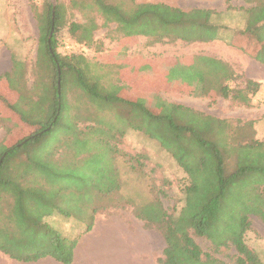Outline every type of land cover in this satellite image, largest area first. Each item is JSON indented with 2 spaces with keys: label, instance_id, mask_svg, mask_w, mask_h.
<instances>
[{
  "label": "trees",
  "instance_id": "16d2710c",
  "mask_svg": "<svg viewBox=\"0 0 264 264\" xmlns=\"http://www.w3.org/2000/svg\"><path fill=\"white\" fill-rule=\"evenodd\" d=\"M245 1L253 3V6L247 10L246 26L234 31L238 38L230 44L244 48L251 41H256L260 45L257 51L264 54V0ZM70 4L84 15L87 8L94 9L96 14L90 16L89 20L91 28L94 30L99 27L96 17H100L104 25L115 24L117 37L123 40L142 35L149 38L152 44L177 40L186 43L211 42L220 38L222 29H227L213 21L216 12L211 9L194 8L186 11L163 2L137 3L133 0L130 3L124 0H70ZM52 10L50 4L46 14L38 17L37 63H48L54 70V94L44 95L40 90L38 96V112L44 113L46 108V113L30 117L26 112L32 100L26 95L30 91L23 89L20 82L13 79L18 66L25 69L23 61L14 60L12 70L0 77V91L11 95L14 101L7 100L3 94L0 97L4 105L19 117L18 121L0 124H4L8 131L18 127L19 121L35 127V130L23 135L12 145L0 142V215L5 217V222L0 225V251L19 261H37L50 256L65 264L72 263L77 236L60 234L49 226L45 218L58 212L70 215L71 209H75L70 201L74 195L70 193L78 194L80 198L90 197L95 200L101 197L104 200L121 188L120 181L112 180L109 172L103 168V156L111 157L114 154L107 139L111 134L110 129L88 126L90 134L101 135L98 143L102 148L98 154L102 159L101 165L95 166L96 170L91 174L89 166L79 168L77 172L74 171L77 166L73 162H67L71 166L67 170H63L58 163L48 162L58 161L49 156V153L57 154L58 150L43 156L37 152L53 129L61 125L65 74L77 72L78 83L84 89L94 91L106 100L128 104L131 125L144 129L167 148L172 147L173 150L168 151L187 175L184 205L177 217L168 214L160 199L149 201L133 210L138 218L146 222V226L154 227L163 235L166 247L160 262L229 264L213 253L204 251L195 239L198 236L209 240L215 253L222 247L234 248V264H264L258 253L245 241V233L251 225L250 214H258L264 222V195L254 193L255 185L264 184V140L252 138L249 141H238L227 136L213 140L203 134V128L175 122L176 112L179 109H190L188 106L168 103L157 97L150 100L129 98L124 88L116 83L107 94L100 93L96 84L90 85L85 79L82 68L85 59L77 55L67 56L59 51L65 41L59 44L57 39L65 15L63 4L56 6L54 19ZM82 26L73 22L69 31L75 35ZM91 30L86 31L82 37L84 40L85 37L91 38L84 42L87 48L96 44ZM255 57L264 61L261 56ZM145 70L146 78L151 75L162 86L170 84L173 89L189 95L205 94V75L197 65L195 55L175 60L157 58L154 65L146 66ZM117 74V81H123L119 67ZM238 77L236 71L230 73L226 83L220 87L219 95L236 101L242 99L246 105H251L261 83L245 78L244 88H232L230 82ZM7 86L13 90L12 94L6 91ZM22 101L25 102V109L19 108ZM158 108L165 111L156 113L154 110ZM219 123H223V120ZM117 131L122 135L121 131ZM82 133H85L84 130ZM78 140L75 139V146ZM80 142L79 150H87V140ZM224 145L234 150H221L226 147ZM79 154H76L79 155V163L84 158V165L87 162L86 152ZM84 204L90 205L87 200ZM107 208L95 204L92 211L95 215L109 211Z\"/></svg>",
  "mask_w": 264,
  "mask_h": 264
},
{
  "label": "rangeland",
  "instance_id": "374dc122",
  "mask_svg": "<svg viewBox=\"0 0 264 264\" xmlns=\"http://www.w3.org/2000/svg\"><path fill=\"white\" fill-rule=\"evenodd\" d=\"M124 1L130 3L131 0ZM133 1L137 3L163 2L172 6L178 4L184 8L206 3L204 0ZM239 2L244 3L243 0H237L235 3ZM50 4H52V7L53 5L63 4L64 20L57 32L59 44L63 40H71L78 47L80 45L85 46L84 42L91 38L85 37L86 40H84L82 37H84L86 31L92 29L89 20L90 16L96 14L94 9L87 8V13L84 15L71 7L70 0H0V76L12 70L14 60L24 62L25 69L22 70L18 66L13 73V79H17L15 81H19L23 89L30 91L26 94L32 99L30 108L26 111L30 117L34 114L46 113V108L44 113L38 112L39 91L42 90L44 95L46 93L52 95L55 92L53 67L48 63L47 65L37 63L38 17L46 14ZM229 9L238 11V6L231 5ZM233 14L234 17L229 22V26L221 25L231 29V32H229L230 40L238 38L234 31L236 28L238 29V23H240L239 16L236 13ZM219 19L220 15L216 12L213 21L216 23ZM96 20L99 27L91 30L92 38L96 40V44L92 48L85 46L86 51L76 49L77 51L71 55L65 53L62 47L59 51L67 56L77 55L85 59L82 64L85 79L90 85L96 84L97 91L107 94L113 89L112 85L114 83L122 85V81H117V64L108 59L116 52L118 47L120 57L141 55L147 58L157 55L175 59L194 54L197 65L205 75V94L196 96L183 91L166 90L167 85L162 86L160 92L162 100L190 107V109H179L174 116L175 122L203 128V134L213 140L225 136L238 141L241 139L249 141L252 138L264 140L260 138L264 137V114L262 115L264 102L255 101L253 106L250 107L251 109H248L242 99L236 101L219 95L220 87L226 83V77L233 71L240 69L235 63L243 62L244 55L242 54L257 61H260V59L256 58V55L264 58V54L257 51L260 45L256 41H251V44H246L244 48L232 45L229 41V45L242 52V54L229 56L217 48L218 43L213 42L186 43L177 40L152 44L149 38L142 35L131 37L128 40L118 39L117 32L114 29L115 24L104 25V21L100 17H96ZM73 22H77L79 26L83 25L82 29H79L76 34L74 33L75 35L69 31ZM236 73L239 77L237 80L230 82V86L236 89L244 88V74L237 71ZM78 82L77 72L75 74H65L62 93L63 110L60 116L61 125L53 129L49 138L40 145L37 152L40 156H43V154L52 150H58L57 154L49 153L53 160L58 161L48 162L60 164L63 170L71 167L67 162H73L77 166L74 171L77 172V169L89 166V173L91 174L95 172V166L101 165L102 159L98 154H100L99 150H102V148L98 143V138L101 135L90 134L88 126L110 129L111 134L107 139L110 142V150H114V154L111 157L103 156V168L109 172L112 180L120 181L121 188L105 197L104 200L101 197H96L95 200L90 197L80 198L78 194L70 193L74 195L70 201L75 209H71L70 215L58 212L48 216L45 218L46 222L60 234L73 237L91 228L89 225L96 218L92 211L95 204L108 206L107 210L133 211L156 199L161 200L168 214L177 217L184 205L187 175L168 151L173 150L172 147L169 149L162 145L157 138L151 137L144 129L133 127L130 123V107L128 104L106 100L102 95L97 96L94 91L90 92L84 89ZM262 84L263 87L259 88V91L264 88V83L262 82ZM1 94L7 100L14 101L11 95L0 91V96ZM252 99H255L254 96ZM19 108L25 109L24 101L19 104ZM154 111L161 113L165 110L158 108ZM247 115L254 118L246 119ZM239 116L242 118H239ZM11 120L18 121L19 117L4 105L0 97V122ZM220 120H223V123H219ZM232 129L235 130L232 131ZM33 130H35V127L21 121L18 122V127L13 128L11 131H8L4 124H0V142L12 145L23 135ZM83 130L86 134L82 133ZM117 130L121 131L122 135ZM114 131H116V134H113ZM79 134L80 138L77 137ZM76 138L79 140L75 146ZM83 139L87 140V150H79L80 141ZM68 148L71 150H68ZM221 150L234 149L226 146L222 147ZM81 152H86L87 162L84 165H82L84 158L79 163V153ZM76 154L79 155L76 156ZM92 160H94V164L91 165ZM72 167H74V164ZM258 185H255L254 193L264 195V184ZM85 200L89 201V206L84 204ZM257 203L258 200H256L255 205ZM102 210L104 209L100 211ZM250 219L251 225L245 233V241L248 246L258 253L264 263V222L256 213L250 214ZM4 222L5 217L0 215V225L2 226ZM195 239L204 251L213 253L215 257L229 264H234V248L222 247L215 253L209 240L198 236H195Z\"/></svg>",
  "mask_w": 264,
  "mask_h": 264
},
{
  "label": "crops",
  "instance_id": "0c3cea01",
  "mask_svg": "<svg viewBox=\"0 0 264 264\" xmlns=\"http://www.w3.org/2000/svg\"><path fill=\"white\" fill-rule=\"evenodd\" d=\"M204 1L206 3H199L192 7L184 8L178 4L176 6L186 11L194 8L214 10L220 15V19L216 21V24L225 26L230 25L229 22L234 17L233 13H236L240 19L238 29L246 26L248 17L247 10L253 6V3H248L245 0H243L244 3L239 2L237 4L235 3L237 0H231L230 2H227V0ZM231 5L238 6V11L229 9ZM230 30L222 29L220 31V38L211 42L218 43L217 48L229 56H234L239 53L242 54L241 51L228 44L229 41H233L230 40ZM118 52L119 47L116 48V52L110 57L111 59H108L115 62L120 69L123 80L120 86L124 88L123 90L126 96L147 100L153 99L154 97L161 98L160 92L162 91V85L160 82H155V79L151 75L147 78L144 76V72H146L145 67H152L157 58L170 59V57H160L157 55L147 58L129 55L128 57H120ZM242 55H244L243 62L235 63L240 68L236 71L243 73L247 79L261 83V87H263L264 62L257 61L245 54ZM192 56L194 54L183 57L190 58ZM5 89L8 93L12 94L13 90H10L8 86ZM166 90L177 89H173L169 84ZM252 101L251 105L245 104V107L249 109L253 106L255 99H252ZM263 114L264 108L262 110ZM239 118L242 117L239 116ZM245 118L253 119L254 117L247 115ZM260 138L264 139V137ZM95 215V221L88 231H83L73 236H77L78 240L74 249L73 262L70 264H162L159 259L164 257L163 252L166 247V241L163 235L154 227L146 226V222L138 218L134 211L109 210L98 212ZM0 264L65 263L50 256L43 257L37 261H19L0 251Z\"/></svg>",
  "mask_w": 264,
  "mask_h": 264
},
{
  "label": "built area",
  "instance_id": "2783aa9c",
  "mask_svg": "<svg viewBox=\"0 0 264 264\" xmlns=\"http://www.w3.org/2000/svg\"><path fill=\"white\" fill-rule=\"evenodd\" d=\"M80 47V48H79ZM76 46V44L71 40H65L62 45V50L67 54H73L77 50L86 51L84 45ZM77 49V50H76ZM255 101L264 102V88L254 95Z\"/></svg>",
  "mask_w": 264,
  "mask_h": 264
},
{
  "label": "water",
  "instance_id": "95a60500",
  "mask_svg": "<svg viewBox=\"0 0 264 264\" xmlns=\"http://www.w3.org/2000/svg\"><path fill=\"white\" fill-rule=\"evenodd\" d=\"M55 13H56V5H53V10H52V18H55ZM59 74H60V68H59ZM60 83V81H59Z\"/></svg>",
  "mask_w": 264,
  "mask_h": 264
}]
</instances>
